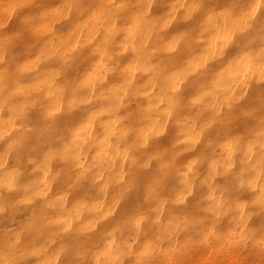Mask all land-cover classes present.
<instances>
[{"label":"bare ground","instance_id":"1","mask_svg":"<svg viewBox=\"0 0 264 264\" xmlns=\"http://www.w3.org/2000/svg\"><path fill=\"white\" fill-rule=\"evenodd\" d=\"M120 2L0 0V39L11 36L25 17L29 22L24 26L23 40L13 53H7L14 74L5 77V90L0 91V132L6 137L13 135L21 118L14 115L13 108L23 106L26 120L36 124L44 138L41 145L35 144V134L29 141L30 146L35 144L27 178V182L35 181L34 198L29 200L35 208L17 217L25 227L32 226L30 243L26 244L32 264L50 260L57 264H68L69 260L72 264H264L258 250L239 244L242 229H255L264 223V217L250 215L253 210L247 201L254 198L256 189H249L243 212L224 205L217 209L219 215L205 212L212 203L208 183L202 202L195 189L181 201L185 205H171L168 196L174 184L183 187L177 172L187 171L185 166L196 152L200 165L192 166L189 179L192 181L195 173L198 185L209 175L213 161H217L218 173L226 172L230 164V180L246 161V153L253 156L258 148L248 151L249 142L259 132V117L252 122L241 111H260L264 85L259 73L264 61L261 45L248 44L252 33L240 34L243 0H202L189 21L151 31L145 23L133 25L131 19H125L127 13L107 19ZM188 2L157 0L152 14L167 13L172 4ZM178 13L177 9L173 15ZM113 28L111 41L105 45V34ZM33 30L34 47L28 49L25 45L32 43ZM177 30H187L189 35L182 41L179 55L170 60L164 51L165 39H171ZM173 82L181 87L186 82V96L177 106L169 103L174 98ZM241 96L245 97L240 104L228 110ZM36 109L52 112L55 117L40 120ZM69 110L72 113H67ZM56 128L63 130L54 136ZM140 129L147 133L148 151L169 147L166 156L160 153L165 156L160 162L168 164L180 153L176 163L173 161L174 182L145 172L140 174V189H132L129 170L137 154L133 142ZM190 137L198 149L184 151ZM171 145H175V153ZM66 146L79 156L74 166L60 161L63 157L59 155L44 163L46 154ZM150 155L158 158L156 152ZM26 159L21 153L13 161L9 153L4 165L7 171L0 179L15 183L17 177L11 174L9 163L22 167ZM77 164L82 165L79 171ZM85 169V177L76 182ZM59 172L55 181L53 177ZM153 177L154 191L149 193L143 187L144 178ZM219 179L216 175L210 183L215 187ZM72 181L74 186L69 187ZM40 190L46 195H35ZM61 196L65 198L63 208L49 206V201ZM42 207L43 214L34 223V211ZM196 216L207 217L200 236H194L191 227ZM128 221L131 232L124 228ZM68 234L76 239L71 251L67 248Z\"/></svg>","mask_w":264,"mask_h":264},{"label":"clouds","instance_id":"2","mask_svg":"<svg viewBox=\"0 0 264 264\" xmlns=\"http://www.w3.org/2000/svg\"><path fill=\"white\" fill-rule=\"evenodd\" d=\"M259 2V0H257ZM25 20L20 21V26L15 31L17 32V38L13 45L11 46V51L13 53V49L16 47V44L23 40V29L26 24ZM3 27V25H0ZM251 32V38L248 41V44L251 46L261 44L262 39H264V16L261 15L260 11L258 10L255 15L251 16L250 19L247 21V25L243 24V27L240 29V34H244L247 32ZM33 41L30 44H26V48L31 49L34 47V40L36 38V30H33ZM244 48V47H241ZM7 66H8V73L7 77L12 76L14 73L12 68H10L9 57L7 59ZM5 90V80L2 86H0V91ZM245 96L237 97L235 101L228 105V110H232L237 107L240 102L243 100ZM264 107V102H261L260 111L257 112L256 110L250 111H241V114L244 117L249 118L252 122L255 119L260 117L261 109ZM38 112V118L40 120H48L50 118H54L55 115H48L49 112L41 111L40 109H36ZM67 113H72L69 110ZM27 115L21 116L20 120L18 121L16 131L13 133L11 137L4 136L3 132H0V174L6 173L5 165V157L10 153L11 160L16 161L19 154L24 153L27 157L26 163L22 167L10 165L14 170V175L17 177L14 186L9 187L7 182L3 179H0V264H32L31 254L29 252V248L26 244L30 243V237L32 235V226L29 225L25 227L22 222L17 221V217L21 216L22 214L26 213L28 209H34L35 205L29 203V198L33 199L34 197L31 195L33 192L35 185L33 183L27 182V178L30 175L28 169L32 166L31 152L35 147V144L41 145L44 142V138H41L39 130L36 124H30L26 120ZM217 118V117H216ZM62 128H56L52 132V134L59 135L62 131ZM35 134V144L29 145L30 138ZM11 146V147H9ZM149 144L138 145L137 146V154L134 156L132 164L130 165L129 170V178L131 182V187L134 191H138L141 187V177L140 174L145 172H150L152 174L158 175L161 179L168 178L174 182L175 177L173 173L175 172L174 162L175 157L180 156V153H175V145H171V151L175 153L174 157L170 158V164L167 169H161L159 167L160 159L165 158L166 154L169 152V147L165 146L159 148L156 151H148ZM194 149H198L197 147H193ZM156 152L158 154L157 159H152V167H143V162L145 158L151 157L150 153ZM163 152L165 156H160V153ZM196 152V151H194ZM189 152V154L194 153ZM194 159L196 160L195 165H200V155L196 152L193 155ZM60 161H64L70 163L72 166L76 164L71 157L69 158H62ZM176 163V161H175ZM78 171L79 169L75 167ZM77 171V172H78ZM227 171L221 174H218L220 177L219 182L217 184V191L223 189L225 199L223 206L226 205L228 210H232L233 206L236 211L243 212V208H238L236 206V201H245L246 196H248L249 189L246 186H242L239 182V177L237 173L235 175L232 174L231 179H227ZM60 175V172L53 177L56 181L57 177ZM145 182L143 183V187L146 188L149 193L154 191L155 179L144 178ZM196 174H192V184L195 185ZM73 183V181H72ZM70 183V184H72ZM69 184V185H70ZM205 183L200 181L198 185L192 187L191 193H193L194 189L200 192V201L203 200L204 195V188ZM178 185L174 184L173 192L168 195L170 199L171 205H185L183 202H176L172 200L171 197ZM259 183L257 182L256 190H258ZM182 187H180L181 189ZM209 188V185H208ZM254 199V198H253ZM250 199L247 201L249 206L252 208V213L250 215H257L259 217H264V208H261L259 205L252 203ZM38 203V202H37ZM222 206V207H223ZM160 211V210H159ZM156 219L160 221L162 224L163 221L160 220V217L157 216ZM9 224L12 227H9ZM127 225V228L125 227ZM155 225V224H154ZM192 230L194 236H200L203 234L204 228L203 224H194L192 223ZM124 228L131 232V221L125 223ZM19 229V231H17ZM17 234H19V239H17ZM69 235V239L67 240V248L69 251L73 250L76 244V239ZM200 243H204V241H200ZM239 244H247L253 249L259 251V253L264 256V223L259 224V226L255 229H242L241 233L239 234ZM68 264H72V260H69Z\"/></svg>","mask_w":264,"mask_h":264},{"label":"snow or ice","instance_id":"3","mask_svg":"<svg viewBox=\"0 0 264 264\" xmlns=\"http://www.w3.org/2000/svg\"><path fill=\"white\" fill-rule=\"evenodd\" d=\"M155 3H157V0H136L135 3H131L130 0H121L120 3L114 6L116 12L110 14L109 17H107V19L111 20L112 15L119 16L120 13L123 12V13H127L125 19H131L133 25H139L141 23H145L149 26V31H151L152 28L154 27L169 29L170 25H173L174 22L180 20L189 21L202 6V0H189L188 3L172 4L167 13L162 12L159 15H153L152 13ZM100 7L103 8L104 6L100 5ZM108 7L111 8L112 6L109 5ZM177 9L179 10V13L173 15L174 12H177ZM258 10L260 11L261 15L264 16V0H259V2H257V0H243V5L239 10L240 11L239 19H241L244 22V24L247 25L248 19H250L251 16L255 15ZM24 19L27 20L28 18L25 17ZM113 30L114 28L105 34V45H107L111 41ZM17 35H18L17 32H14L11 34V36L6 37L4 39H0V86L3 85L5 77L8 73V68L6 67V63L8 59L7 53L10 51L11 46L13 45V43L17 38ZM188 35L189 33L187 30H177L172 33L171 39L169 38L165 39L166 43L164 45V51L168 54L170 60H173L174 57L179 55L180 45ZM260 45H261L260 57L261 60L264 61V39H262ZM96 51L99 52L100 49H96ZM103 54L104 53L101 52V55ZM130 67L131 65L129 66V68ZM259 80L261 82L260 84L264 85V63H261L260 65ZM186 82L183 85V87L173 82L172 92L174 94V98L169 100V103L171 105L173 106L179 105L181 100L186 96L185 95ZM191 94L192 92L188 95ZM192 98L198 99V97L194 95ZM150 107H153V105H150ZM13 112L14 115L16 116H20V117L23 116L24 114L23 106H20L18 108H13ZM48 115H52V112H49ZM258 127H259V132L256 135L255 139L249 142V148H248V151L251 152L254 148H257L258 145L256 153L253 156H248L246 153L247 159L244 162L243 166L240 168V171L237 173V175L239 177V182L242 186L256 189L257 182L259 183L258 190L253 192L252 194L254 196L252 203L259 205L261 208H264V107H262L261 109ZM157 135H159V133H157ZM189 139L191 141L189 147L185 148L184 151H188L189 148L197 147L195 140L192 139L191 137ZM147 143H148L147 133L144 131V129H140V131L136 134V140L133 142V144L134 146H138ZM229 149L231 150V144H229ZM52 155H59L63 158L71 157L74 161L79 160V156L71 152L69 150V147L67 146L57 149L49 154H46L44 160L45 164L51 158ZM152 159H153L152 157H149L148 160H145L143 162L142 166L145 168L149 167V160ZM195 163H196L195 159L189 160L187 165L185 166L187 168V171L177 172L183 187L180 189L178 193L175 194L176 202L183 201L184 197L189 193H191L192 191V182L189 179V173L191 172L192 166ZM169 164L170 162L168 164L160 162L159 167L161 169H167L169 167ZM77 167L78 169H80L82 168V165L77 164ZM216 167H217V161H213L212 165L210 166L209 175L205 177V179L202 182L209 184L208 198L209 200L212 201L209 207L205 209V212L211 211L214 212L216 215H219L217 209L222 208L225 195L223 189H221L217 194L218 186L214 187L210 183V179L212 177L221 174L216 171ZM228 167H230V164L226 166L225 171H227ZM87 171H88L87 169L80 171L79 175L76 177V182H79L81 179H83ZM11 174L14 175V170L12 171ZM45 176H47V172H45ZM32 183L35 184V181H33ZM7 184L9 187L14 186V183L11 180L7 181ZM72 186H74L73 183L69 185V187ZM45 187H47L46 183H45ZM35 195L45 196L46 193L44 190H40L36 192ZM64 199L65 198L61 196L56 201H49V206L63 208ZM245 203L246 201L237 200L236 206L238 208H243ZM159 210H160V205L158 204L156 211L159 212ZM43 211H44L43 207L38 212L34 211V221H33L34 223L37 222V220L42 216ZM206 219L207 217L205 216H196L193 218L192 223L204 224ZM139 224H140V220L137 219L135 221L137 231L139 230ZM209 231H211V227H209ZM17 239H19V234H17ZM46 264H57V262L55 260H50L46 262Z\"/></svg>","mask_w":264,"mask_h":264}]
</instances>
